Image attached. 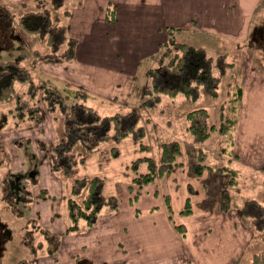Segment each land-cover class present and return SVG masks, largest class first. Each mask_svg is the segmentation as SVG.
Segmentation results:
<instances>
[{"label": "rangeland", "instance_id": "374dc122", "mask_svg": "<svg viewBox=\"0 0 264 264\" xmlns=\"http://www.w3.org/2000/svg\"><path fill=\"white\" fill-rule=\"evenodd\" d=\"M23 1L26 0H0V6L8 8L6 11L8 18L4 17V19L12 22V24L6 23V26L5 23L0 26V57L16 58L21 56L24 63L32 68L33 79L38 87L34 101L38 103L43 113V120L26 119L17 124L16 118L10 112V109L15 105V100L9 99L0 102V116L4 113L8 114V122L0 129V189L2 183L8 178L14 175L18 177V174L27 175L25 173H28L30 169L38 170L35 175L38 176L39 182L33 185L31 190L33 191V199L30 211L22 217L13 214L11 207L3 200L0 190V221L6 225L1 229L5 247L3 256L0 258V264H149L150 261L151 264H196L192 249L188 251L166 249L168 245H175V242L171 238L172 234L163 227L158 213L164 209L169 216L165 194H170L167 189V178L171 173L143 187L139 198L132 203L129 186L133 184V179L137 175L132 164L136 158L144 155H151L158 159L161 153V143L176 138L181 140L183 145L184 165L182 167H189V170L194 174L192 165L195 161L197 146L186 128L185 114L191 109L203 106L208 108L211 113L210 122H219L220 105L222 102H229L231 98L230 86L233 83L235 87L237 82L242 84L245 59V65L250 62L255 75L260 79L264 77V43L261 40L256 42L257 39L253 38L255 27L264 20V0H257L253 14H250L251 25L249 26L247 41L226 37L218 31L199 34L188 31L186 33L188 37H184L182 34L179 36L180 40L185 39L187 42L204 47L207 53L216 59L224 53L225 60L233 63L227 74L222 77L219 97H212L205 91H202L200 98L196 101H189L182 93L175 96L163 95L161 103L153 108L142 105L145 99L143 89L149 81L148 68L159 64L157 55L154 58L149 57L141 60L140 66L136 70L135 81L131 83L128 90L126 87L124 89L117 87V79L120 75H125L119 73V70H116L115 65L111 63L107 66H100V70L104 72L96 75L94 82L98 89L82 87L72 81V76L68 75L65 77L67 79L60 77V73L64 71L63 67L72 65V60H63L59 56L35 59L37 53L43 55L48 53L49 47L39 35H31L20 29L19 14L23 11L21 6ZM73 1L76 0H68L56 12V18L59 17L58 23L66 25L69 36L76 37L68 31ZM225 1L222 0V5L223 12L226 13ZM81 43L80 49L78 47L80 51L77 61L85 60L90 65L93 61L88 54L92 52L91 45L93 42L86 39V41L82 40ZM130 61L133 60L130 59ZM215 71L216 73L219 71L217 66ZM49 78L51 80H48V83L51 87L57 86L63 90L66 84H70L87 92L88 97L85 96V93H79L74 97L65 96L64 101L67 105L60 104L53 111L48 108L43 98V80ZM26 86V84L21 85L20 89L23 90ZM105 86L111 88L109 93L113 97L110 98L108 93L105 94L104 91H100ZM120 91L124 92L121 96H119ZM243 91H245L244 85ZM243 97H245V93ZM74 101H82L93 106L102 116L116 112L125 113L136 109L141 118L139 123L146 129V134L141 140L142 144L132 136L121 140L111 137L92 149H88L84 143L78 142L73 148V152L76 154V162L72 169L69 172L54 170L51 156L47 151L40 148V141L43 140L52 144L64 137L66 134L64 112L66 107H69ZM241 103L231 113L233 117H237L234 145L231 146L233 155L227 151L223 153L222 150L227 145L226 137L214 131L211 137L204 142V147L210 154V161L214 165L215 172L206 170L201 176L194 174L200 183H204V185L208 183L202 196L204 197L202 206L209 200V204L205 207H209L211 212L214 210L225 212L226 214H224L228 216L230 223L234 225H229L230 229L226 235H221V231L217 233L220 229L217 230L216 227L200 226L199 216L204 208L199 210V202L196 203L192 198L199 185L197 186L194 181V183L188 181V185L190 184L189 186L194 189L192 195L188 191V196L191 197L190 213L181 214L186 203L178 212L170 195L174 221L177 224H184L186 227L185 234L176 230L180 236L185 237L184 245H246L251 229L255 236L249 245H256L255 248L258 251L264 247V231L258 232L251 220L245 217L241 211L245 199L255 197L264 203V166L261 169L249 166L245 162L248 160L246 155L244 157L239 155L238 152L242 151L235 148V146L237 147L235 140L239 141L240 148H244V153H247V149L251 147H264L262 142L264 141V89H260L255 81L253 86L249 85V93L242 106ZM238 126L242 136H239ZM144 143L148 144L146 149ZM253 161L256 165L261 162V158L252 157L250 162ZM222 165L233 169L232 172L229 171L230 175L226 171L223 172L225 175L224 184L216 182L218 181L216 176L219 178L222 175V171L219 169ZM141 169L146 170V166L144 165ZM28 176L27 178H29ZM93 176H101L105 179L104 191L107 194L118 196L119 208L112 210L105 207L95 225L89 227L85 221L81 220L78 227L69 231L68 226L71 222L68 198L72 194L73 183L77 178ZM20 180L22 185L28 183L26 178L20 177ZM230 180H235V183L229 185ZM222 185L224 187L229 185L232 196L231 206L226 210L222 209L220 205L222 191L220 186ZM180 187L178 186V188ZM42 189L46 190V198L38 196ZM154 191H157L156 196L158 198L162 197V202L153 197ZM206 196H208L207 199ZM118 210L134 214L133 217L126 214L123 216L125 220H131V225L135 228L129 227L127 231L130 245L127 244L124 235L114 236L117 241L116 245H108L106 249L99 251V246L94 245V249L98 251L94 257L89 255L88 250H85L87 245H73L78 244L81 238L86 240L93 235L97 236L98 230L105 223H107L105 226H112L111 223H114L112 220L114 219L112 218L113 212ZM157 211L160 212L151 214ZM104 215L105 220L102 219ZM170 224L175 230L172 220ZM49 238L52 244L58 243L53 250L49 248L52 246L49 245ZM122 238L126 241L123 242ZM184 252L186 255H183ZM207 252L206 247L204 253L207 254ZM158 253L164 254V258L161 256L153 257ZM252 257L253 253L250 255L248 251L246 256L245 251L244 255L238 257L237 264H247ZM155 259H158L159 262Z\"/></svg>", "mask_w": 264, "mask_h": 264}, {"label": "trees", "instance_id": "16d2710c", "mask_svg": "<svg viewBox=\"0 0 264 264\" xmlns=\"http://www.w3.org/2000/svg\"><path fill=\"white\" fill-rule=\"evenodd\" d=\"M67 1H23L21 5L23 11L19 14L20 29L31 35H39L49 47L48 53L45 55L37 53L35 59L53 58L55 56H59L63 60H74L76 58L79 39L69 36L66 25L58 23L59 17L56 18V12ZM109 8L112 9L111 6ZM7 10V7L0 6V26L4 23L5 26L6 23L12 24L11 21L4 19V17L8 18L6 16ZM111 12L109 17L114 18L115 15ZM180 34L181 30L177 27L167 29L166 40L157 56L159 64L148 69L149 81L143 89L145 99L142 105L145 107H156L161 103L163 95L175 96L182 93L189 101L198 100L202 91L215 98L220 95L222 77L227 74L233 63L225 60L224 53L216 59L214 56L209 55L204 47L197 46L184 39L180 40ZM22 59L21 56L16 58L0 57V102L9 99L15 100V105L10 109V112L16 118L17 124L26 119L43 120V113L38 103L34 101L38 87L33 79L32 68L25 64ZM216 66L219 69L217 73L215 71ZM48 80L51 79L43 80V98L48 108L53 111L60 104H66L64 101L65 96L74 97L79 93H85V96L88 97L87 92L70 84H66L63 90L57 86L51 87ZM25 84L27 85L26 88L20 89V86ZM235 84V87L233 83L230 86V101L222 102L220 105L219 122H210L211 113L208 108L203 106L191 109L185 114L186 128L197 146L195 161L192 165V170L197 176H201L206 170L214 171L210 154L204 147V142L211 137L214 131L226 137L225 142L227 141V145L223 148V153L227 151L230 155H233L231 146L234 145L237 117H233L231 113L238 108L244 95L243 85L238 82ZM140 119V114L136 109L125 113L116 112L102 116L93 106L82 101H74L73 104L66 107L64 112L66 133L64 137L52 144L41 140L40 148L47 151L51 156L54 170L69 172L76 162V154L73 152V148L78 142L84 143L88 149L94 148L111 137L121 140L132 136L141 142L146 134V129L139 123ZM7 122L8 114L4 113L0 116V129ZM144 146L146 149L148 144ZM183 157L184 150L181 140L173 138L161 143V153L158 159L151 155L136 158L133 161L132 168L137 175L133 179V184L129 186L131 202L134 203L139 198L143 187L160 177L170 174L176 168L182 167L184 165ZM144 165L146 170L141 169ZM219 169L222 172H228L229 175V171H233L231 167L226 165H222ZM37 172V169H30L28 173H25L29 175V178H27V175L18 174V177L14 175L1 185V196L17 217L25 216L30 211L33 199V191L31 190L33 185L39 182L38 176L35 175ZM20 177L26 178L28 183L22 185ZM234 181L230 180L229 185ZM229 185L221 191L220 205L224 210L229 209L232 202ZM104 187L105 179L101 176L75 179L71 190L72 194L68 198L71 222L68 226L69 231H73L78 227L81 220L85 221L89 227L95 225L105 207L112 210L119 208L118 196L105 193ZM45 192V189L40 190L38 196L46 198L47 194ZM189 192L190 195L193 194L194 189L192 186L189 187ZM165 201L169 218L174 223L176 230L181 234H185V225L177 224L174 221L170 194H165ZM241 211L245 217L251 220L258 232L264 231V203L262 201L255 197L245 199ZM190 212L191 197L188 196L181 214L186 215ZM56 235L58 236V234ZM49 241V245H52L49 248L53 250L58 243L56 241L57 244H52L50 238ZM247 264H264V248L257 251Z\"/></svg>", "mask_w": 264, "mask_h": 264}, {"label": "crops", "instance_id": "0c3cea01", "mask_svg": "<svg viewBox=\"0 0 264 264\" xmlns=\"http://www.w3.org/2000/svg\"><path fill=\"white\" fill-rule=\"evenodd\" d=\"M256 1L257 0H226V13L223 12L222 0L73 1L71 8V22L68 24V31L73 35H76L79 39V49L82 40L86 41V39H88L90 42H93L91 45L92 52L88 54L93 62L89 65L85 60L77 61V56L80 51L77 49V56L72 60V65H65V67H63L64 71L60 73V77L67 79L65 77L69 75L72 76V81L74 83L79 84L82 87L98 89L94 82L96 75L104 72L100 70V66H107L111 63L112 65H115V68L116 70H119V73L125 75L123 76L119 74L120 76L116 81V84L118 85L117 87L119 89H124L126 87L128 90L131 83L135 81L136 70L139 68L141 60L149 57L154 58L160 53L162 44L166 40L167 29L169 27L179 28L184 37L187 36L186 33L188 31L193 34H199L201 32L216 33V31H218V33H221L226 37L247 41L249 26L251 25L249 17L255 10ZM109 6H111L112 9H108ZM110 12L115 15L114 18L109 17ZM130 59L133 61L131 62ZM245 60L243 62L244 68L242 75L245 97L242 99L241 106L245 102L249 93V85L253 86L256 81L257 86L260 89H264V77L260 79L255 75L250 62L245 65ZM129 79H131V81H129ZM109 90H111V88L105 86L101 88L100 91H104L105 94L108 93V97L111 98L113 96L110 95ZM122 94H124V92L120 91L119 96ZM240 132L241 129L238 126L239 136H242ZM262 142L264 143V141ZM235 144L237 145L235 148H237L238 151L240 150L243 152H238L239 155H242L243 157L246 155L248 159L245 161L246 164L257 169H261V167L264 166V147H251L247 149V153H244V148H240L239 141L235 140ZM235 152L237 153V151ZM252 157L255 159H257V157L258 159L261 158V162L255 165V161L250 162ZM216 179H218V181H216ZM216 179V182L224 184L225 175L223 172L221 177L218 178L216 176ZM188 181L189 183L194 181L197 186L199 185L192 198L196 203L199 202V210L204 208L202 214L199 216L200 226L209 225L211 228L216 227L217 230L220 229L217 233L221 231V235H226L230 229L229 225L232 226L234 224L230 223L225 212L219 210L211 212L208 209L209 207H205L209 204V200H207L205 202L206 204H203L202 206L204 198L202 196L204 195V189L207 188L208 183H205V185L204 183H200V181H198L194 174L189 170V167L187 168L184 166L174 170L167 178V189L171 195L172 201L175 203L176 210L180 212L186 203L190 187ZM178 186L181 187L178 188ZM223 187L224 185L220 186V190L221 188L223 189ZM156 194L157 191H154L153 197H156L155 199L158 198ZM205 198L207 199L208 196ZM158 201L162 202L161 196L158 198ZM158 212L160 211L151 214ZM113 213L112 218L114 219L112 220L114 223H111L112 226H105L107 225V223H105L100 230H98L97 236L93 235L86 240H82L81 238L78 244L73 245H87L85 250H88L89 255L93 257L95 253L97 254L99 250L106 249L108 245H116L117 241L114 236L119 235L120 237V235H124L128 242L127 244L130 245V240L127 238V231L129 230V227L134 228V226L131 225V220H125L123 216L126 214L129 217H133L134 214H129L128 211L126 212L124 210H118ZM158 215H160L163 227L168 233L172 234L171 238L175 242V245H168V247L166 246V249L169 248L181 251L192 249V255L196 260V264L199 262L202 264H237L238 257L244 255L245 251L246 256L248 251L250 252V255L252 253L254 255L256 250L258 251V249L255 248L256 245H249L255 236V233L251 229V234L246 245H222L221 243V245H184L185 237L180 236L176 232V229H173L174 227L170 224L171 220L164 209H162ZM102 219L105 220V215ZM126 240L123 239L122 241L124 242ZM94 245L99 246L98 251L94 249ZM206 247L208 250L207 254L204 253ZM183 255H186L185 252ZM156 256L164 258V254L158 253L153 257ZM187 256L190 258L188 254ZM220 259L222 260L220 261ZM155 260L158 261V259ZM151 263L152 262L150 261L149 264Z\"/></svg>", "mask_w": 264, "mask_h": 264}, {"label": "flooded vegetation", "instance_id": "af4514ba", "mask_svg": "<svg viewBox=\"0 0 264 264\" xmlns=\"http://www.w3.org/2000/svg\"><path fill=\"white\" fill-rule=\"evenodd\" d=\"M253 35H254L253 38L257 39L256 42L261 40L264 43V20L257 24V26L255 27L253 31ZM4 227H6V225L0 221V229H3ZM4 242L5 241H4V238L2 237V232H1L0 233V258L3 256V253H4V247H5V245H3Z\"/></svg>", "mask_w": 264, "mask_h": 264}]
</instances>
